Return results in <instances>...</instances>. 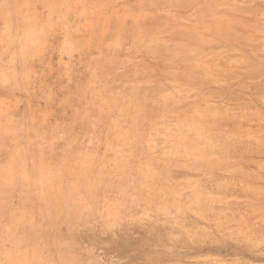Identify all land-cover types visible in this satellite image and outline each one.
Segmentation results:
<instances>
[{"label": "rangeland", "instance_id": "obj_1", "mask_svg": "<svg viewBox=\"0 0 264 264\" xmlns=\"http://www.w3.org/2000/svg\"><path fill=\"white\" fill-rule=\"evenodd\" d=\"M0 264H264V0H0Z\"/></svg>", "mask_w": 264, "mask_h": 264}, {"label": "bare ground", "instance_id": "obj_2", "mask_svg": "<svg viewBox=\"0 0 264 264\" xmlns=\"http://www.w3.org/2000/svg\"><path fill=\"white\" fill-rule=\"evenodd\" d=\"M255 65V64H254Z\"/></svg>", "mask_w": 264, "mask_h": 264}]
</instances>
